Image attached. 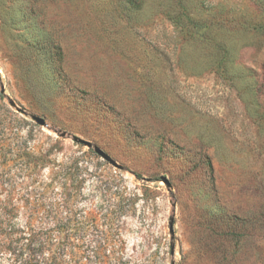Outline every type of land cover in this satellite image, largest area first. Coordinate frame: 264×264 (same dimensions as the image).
Here are the masks:
<instances>
[{"label": "rangeland", "instance_id": "374dc122", "mask_svg": "<svg viewBox=\"0 0 264 264\" xmlns=\"http://www.w3.org/2000/svg\"><path fill=\"white\" fill-rule=\"evenodd\" d=\"M263 68L264 0H0L5 226L67 264H264Z\"/></svg>", "mask_w": 264, "mask_h": 264}, {"label": "trees", "instance_id": "16d2710c", "mask_svg": "<svg viewBox=\"0 0 264 264\" xmlns=\"http://www.w3.org/2000/svg\"><path fill=\"white\" fill-rule=\"evenodd\" d=\"M262 86L264 90V68ZM0 215V252L9 264H67L68 242L55 244L56 230L14 229L6 227Z\"/></svg>", "mask_w": 264, "mask_h": 264}, {"label": "water", "instance_id": "95a60500", "mask_svg": "<svg viewBox=\"0 0 264 264\" xmlns=\"http://www.w3.org/2000/svg\"><path fill=\"white\" fill-rule=\"evenodd\" d=\"M11 103H14V101L12 100ZM32 118L34 120H36L39 124L44 125L46 123L45 119L43 117L37 116V115H33ZM81 141L85 144L90 145L91 142L89 140L86 139H81ZM95 152L100 155L101 157H103L104 159H106L107 161H109L110 163L114 164V165H119L112 157H110V155L104 151L102 148L100 147H95Z\"/></svg>", "mask_w": 264, "mask_h": 264}]
</instances>
